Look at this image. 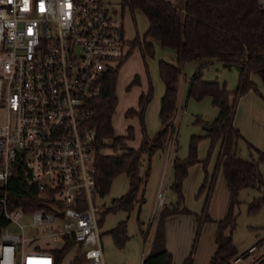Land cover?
Listing matches in <instances>:
<instances>
[{"label":"built area","instance_id":"obj_1","mask_svg":"<svg viewBox=\"0 0 264 264\" xmlns=\"http://www.w3.org/2000/svg\"><path fill=\"white\" fill-rule=\"evenodd\" d=\"M128 52L123 25L103 0H0V104L6 112L0 184L10 194L18 171L49 205L26 211L1 199L7 225L17 224L22 233L3 228L0 264H30L31 258L53 264L49 247L38 242L64 243L65 236L80 249L82 264H105L93 202L98 150L89 120L105 74ZM156 200L160 208L167 202L160 191ZM24 214L45 232L26 237L19 223ZM247 250L256 251L257 244Z\"/></svg>","mask_w":264,"mask_h":264},{"label":"trees","instance_id":"obj_2","mask_svg":"<svg viewBox=\"0 0 264 264\" xmlns=\"http://www.w3.org/2000/svg\"><path fill=\"white\" fill-rule=\"evenodd\" d=\"M181 4L169 0H120L122 8L127 7L133 17L135 10H140L147 19V29L142 36L137 33L129 42V52L138 49L147 75V90L140 92L137 108H128L125 117H137L140 141L138 147L128 146L127 140L134 139V129L127 126L125 134H115L111 118L115 113L117 98L115 84L118 68L105 74L102 81L101 94L91 105L90 127L95 130V145L98 150L93 169L97 192H108L115 176L124 173L129 179L128 190L121 197L114 199L108 211L133 209L137 194L143 184L140 175L141 158L143 154L150 156L156 151H163L172 133H176L173 115L176 110L177 80L181 74V66L191 60L199 62L198 70L189 78L188 96L200 100L210 97L212 106L218 110L217 116L210 122L197 119L203 127H209L203 135H192L189 143V153L186 158L176 155L171 160L172 182L169 186L176 196L175 203L169 202L163 206L157 215L156 225L149 252L143 257L141 264H172V254L166 247L165 219L170 215L193 214L196 222L195 240L206 221H212L208 214V204L213 191L219 169L222 170L226 187L230 194V202L225 216L217 221L215 233L216 250L209 264H233L237 256L246 258L248 250L238 253L233 241L232 232L235 225V206L239 204L238 192L243 188L264 187V180L259 171V164L264 163V151H260L247 142L239 129L234 126V115L238 100L244 94L252 91L262 97L253 74L260 77L264 88V6L260 0H179ZM134 18V17H133ZM157 41L162 47L174 50L176 64L164 60L158 62V73L164 84V92L160 100V128L153 137H149L145 126V110L149 103L153 86L147 73L146 57H153L154 45ZM211 60H219L238 68L236 89L228 91L225 83L217 80L202 79L200 69ZM139 84V76L134 75L128 88ZM263 98V97H262ZM264 99V98H263ZM209 139L207 156L200 160L197 156V146L201 139ZM106 139V141H105ZM245 140L248 148L253 149L257 158H242L236 153L239 140ZM112 148L111 153L101 152L102 148ZM177 149V142L174 152ZM217 149L216 160L211 174L207 163L211 152ZM100 151V152H99ZM196 163L202 164L203 181L196 197L204 194L201 212L194 213L182 206V183L188 173V168ZM15 186H10V194L5 195L0 184V234L7 225L3 216V202L11 208L21 207L26 211L37 208L48 209L34 186L23 183L20 173L13 174ZM25 195V196H24ZM264 202V197L255 198L248 205V211L254 212ZM114 244L122 247L126 241L125 222L118 223L110 229ZM262 242V238L254 245ZM75 245L73 239L65 236L60 248H51L54 257L53 264H61L64 256ZM264 259V258H261ZM260 259V260H261ZM83 256L77 247L74 258L68 264H82ZM192 252L184 259L183 264H191Z\"/></svg>","mask_w":264,"mask_h":264},{"label":"rangeland","instance_id":"obj_3","mask_svg":"<svg viewBox=\"0 0 264 264\" xmlns=\"http://www.w3.org/2000/svg\"><path fill=\"white\" fill-rule=\"evenodd\" d=\"M108 7L109 13L121 21L123 25L124 39L129 42L136 33L142 36L147 29V19L145 15L135 10L133 17L127 7L122 8L120 0H103ZM263 1V0H261ZM264 5V2L262 3ZM154 44L153 57H146V68L153 86L152 97L145 110V126L149 137H153L160 128V100L164 92V84L158 73V62L164 60L170 64H176L174 50L162 47L157 41ZM199 62L191 60L181 66V74L177 80V111L174 117L176 133H172L163 151L169 150V155L164 164V153L156 151L150 156L142 155L140 175L143 184L137 194V199L133 209L130 211L116 210L108 211L113 205L114 199L121 197L128 190L129 179L126 174L121 173L115 176L111 182L107 193L94 195L93 202L96 207V217L100 233V241L105 264H141L143 257L149 252L152 237L156 225L159 210L168 205V202L175 203L176 196L169 188L172 182L171 160L174 155L183 159L188 156L189 143L192 135H203L206 129L197 122V119L207 121L215 116V109L211 104L210 97L206 96L200 100L191 97L187 98L189 78L198 70ZM201 77L206 81L217 80L225 83L228 91H234L237 85L238 69L224 65L219 60H211L201 69ZM139 76V84H134L128 88L134 75ZM257 81H254L257 88L261 87L260 77L253 74ZM257 82V83H256ZM263 90V88L261 87ZM147 90V75L143 59L137 48L133 49L118 68L115 84V95L117 104L115 113L111 118V125L115 134H125L127 126L134 129V141L127 140L128 146L136 145L140 141V130L137 117H125L124 113L128 108H137V99L142 91ZM259 90V88H258ZM252 92V91H250ZM260 92V91H259ZM255 93V92H253ZM259 96L257 93H255ZM245 95V94H244ZM260 97V96H259ZM6 117L5 109L0 104V125ZM239 118L244 132L254 138L256 144L252 143L241 131L244 139L254 147L264 146V113L257 112L250 118V126L246 110L241 108ZM239 119V120H240ZM252 120V121H251ZM254 125V126H253ZM258 126H261L259 128ZM241 139L237 142L236 153L242 158H257L253 149H249L246 141ZM106 141V139H105ZM107 142V141H106ZM177 142V149L174 148ZM209 139L204 138L198 142L197 156L203 160L207 156ZM260 149V148H259ZM103 153H111L112 148H102ZM214 149L208 159L207 170L211 174L216 160L217 152ZM164 164V165H163ZM259 171L264 180V163L259 164ZM202 164L196 163L188 168V173L182 183L183 202L185 206L194 213H200L203 206L204 194L196 197V193L203 181ZM160 191L167 202L160 208L156 200V192ZM264 197V187L243 188L238 192L239 204L235 206L236 220L232 232V241L238 251H246L256 241L264 236V202L254 212L248 211V205L255 198ZM230 195L225 185L222 170L219 169L213 191L208 204V214L212 221H206L195 240L196 222L193 214H179L169 221L167 236L169 239L170 252L172 254V264H183L184 259L192 252L191 264H209L210 258L215 251V233L217 221L222 219L228 209ZM125 222L127 239L122 247L114 244L110 234V229L118 223ZM19 223L24 225L23 234L28 237L32 234H42L45 232L43 226H32L31 217L24 214L20 217ZM54 230V224L48 225ZM57 227H61L60 225ZM51 230V231H52ZM9 233L21 234L22 231L17 224L10 223L6 227ZM264 251V241L257 244V250L250 253L249 257L243 261L233 264H248L253 260L260 262L262 251ZM71 253L64 256L61 264H67ZM18 263V262H16Z\"/></svg>","mask_w":264,"mask_h":264},{"label":"crops","instance_id":"obj_4","mask_svg":"<svg viewBox=\"0 0 264 264\" xmlns=\"http://www.w3.org/2000/svg\"><path fill=\"white\" fill-rule=\"evenodd\" d=\"M170 2H172V3H177V4H181L180 3V1L179 0H169ZM260 2L261 3H263L264 2V0L263 1H261L260 0ZM263 5V4H262ZM264 6V5H263ZM140 11V10H139ZM147 26H148V24H147ZM154 45V44H153ZM175 56H176V54H175ZM223 63V62H222ZM224 65H227V66H231V67H234L235 69H238L237 68V66H235V65H232V64H226V63H223ZM251 79L253 80V81H257V79H256V77L254 76V75H252L251 76ZM260 82H261V80H260ZM257 83V82H256ZM261 87L263 88V86H262V83H261ZM261 87L260 86H258V88H259V91H260V93H261V95H262V97L264 98V88H263V90L261 89ZM187 92H188V90H187ZM189 96H188V94H187V98H188ZM262 97H259V96H257L255 93H253V92H248V93H246L245 95H243V96H241L240 98H239V100H238V103H237V107H236V112H235V115H234V126L237 128V129H239V131H241L252 143H254V144H256V141H255V139H257V138H254L255 136H253V138H252V136H250L249 134H246L245 132H244V130L243 129H245V128H243V126H245V125H247L246 123H242L243 121H241V119L239 118V113H240V111H241V108H243L244 107V109L246 110V113H247V116H248V122H249V124H250V118L251 117H253V116H255V114L257 113V112H262V113H264V99L262 98ZM209 100H210V98H209ZM213 108L215 109V116H213V119L217 116V113H218V110H217V108L216 107H214L213 106ZM176 111H177V107H176V110H175V112H174V115H173V124L175 125V123H174V117H175V114H176ZM212 119V120H213ZM240 119V120H239ZM211 121V119H207V122H210ZM252 121V120H251ZM250 126H252V124H250ZM254 126V125H253ZM259 128H261V126H258ZM132 141H134V140H132ZM136 145H134L133 147H138V139L136 140ZM250 143V142H249ZM251 144V143H250ZM252 145V144H251ZM253 146V145H252ZM259 146V148H256V149H258V150H260V151H264V146L263 145H258ZM254 147V146H253ZM216 152H217V149L215 150ZM163 153H164V164H165V161L167 160V157H168V155H169V150L168 151H162ZM163 164V165H164ZM225 181V180H224ZM225 185H226V183H225ZM228 190V189H227ZM229 192V191H228ZM230 195V194H229ZM169 203V202H168ZM174 216H178V215H170V216H168V217H166V219H165V225L167 226L168 225V223H169V221L170 220H172L173 218H174ZM165 237H166V247H167V249H168V251L170 252V250H171V248H170V246H169V239H168V236H167V228L165 227ZM44 242H45V240L43 239V240H41V241H39L38 243L41 245V246H48L49 247V249H51V248H60L62 245H63V243L62 242H60V241H51V242H49V244H44ZM214 243H215V241H214ZM215 250H216V245H215ZM260 251H262L263 252V250H260ZM76 252H77V246L76 245H74L68 252H67V254H69V253H71V256L69 257V261L67 262V264L74 258V256H75V254H76ZM215 252V251H214ZM171 253V252H170ZM66 254V255H67ZM214 254V253H213ZM250 254V253H249ZM249 254L247 255V257L246 258H248L249 257ZM246 258H243V259H246ZM64 259V258H63ZM259 264H264V259H261L260 260V262H259Z\"/></svg>","mask_w":264,"mask_h":264},{"label":"bare ground","instance_id":"obj_5","mask_svg":"<svg viewBox=\"0 0 264 264\" xmlns=\"http://www.w3.org/2000/svg\"><path fill=\"white\" fill-rule=\"evenodd\" d=\"M30 264H46V262L48 261V259H29Z\"/></svg>","mask_w":264,"mask_h":264},{"label":"water","instance_id":"obj_6","mask_svg":"<svg viewBox=\"0 0 264 264\" xmlns=\"http://www.w3.org/2000/svg\"><path fill=\"white\" fill-rule=\"evenodd\" d=\"M206 130H209V127H204Z\"/></svg>","mask_w":264,"mask_h":264}]
</instances>
